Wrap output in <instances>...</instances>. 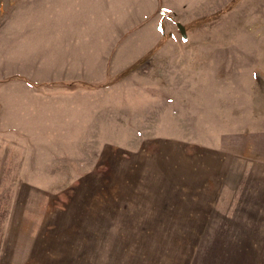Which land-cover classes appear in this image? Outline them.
Instances as JSON below:
<instances>
[{"label":"rangeland","instance_id":"1","mask_svg":"<svg viewBox=\"0 0 264 264\" xmlns=\"http://www.w3.org/2000/svg\"><path fill=\"white\" fill-rule=\"evenodd\" d=\"M1 31L32 109L0 120V264H264L225 181L264 129V0H0Z\"/></svg>","mask_w":264,"mask_h":264},{"label":"crops","instance_id":"2","mask_svg":"<svg viewBox=\"0 0 264 264\" xmlns=\"http://www.w3.org/2000/svg\"><path fill=\"white\" fill-rule=\"evenodd\" d=\"M0 33L6 38L7 35L5 32L1 31ZM9 42L13 45L20 44L15 38L9 39ZM1 43L3 44L0 46V51H4L5 53L10 51L9 48L11 47L6 45V40H1ZM12 54L13 55L1 54L0 59L17 60L18 56L16 57L14 53ZM4 71L5 73L7 72V70ZM13 74H16V72L9 71L7 74L8 76L6 74L0 75V100L12 99L10 108L7 107L8 104L6 102H4L5 107L0 105V120L2 122L6 115L19 117L23 114H29L30 112L25 111L32 109L31 106L22 108L20 103H17V101L24 99L23 95L27 94L28 89H24L21 79L11 76ZM2 79L8 80L2 82ZM28 97H31V95L28 94ZM11 109L13 111H10ZM3 110L5 113L1 114ZM232 154L237 155L236 158L231 159H238V163L233 164V167L228 169L229 173L225 174V181H228L229 185H231V196L238 197L239 202H241V199L242 201H246V199H252L255 202L260 201V203H256L254 206L264 207V129L249 130V132L243 134L238 140V144L232 148ZM239 202L236 207L242 206ZM243 206H246V204Z\"/></svg>","mask_w":264,"mask_h":264},{"label":"water","instance_id":"3","mask_svg":"<svg viewBox=\"0 0 264 264\" xmlns=\"http://www.w3.org/2000/svg\"><path fill=\"white\" fill-rule=\"evenodd\" d=\"M176 25H177V28L180 31V34H181L182 38H185L186 37V34H185L184 26L181 23H179V22H177Z\"/></svg>","mask_w":264,"mask_h":264}]
</instances>
